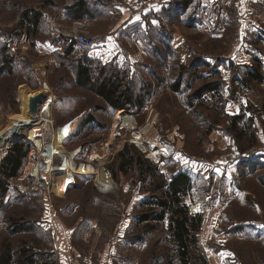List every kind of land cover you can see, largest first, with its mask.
Instances as JSON below:
<instances>
[{
	"label": "rangeland",
	"instance_id": "374dc122",
	"mask_svg": "<svg viewBox=\"0 0 264 264\" xmlns=\"http://www.w3.org/2000/svg\"><path fill=\"white\" fill-rule=\"evenodd\" d=\"M75 1L0 0V165L13 143L30 144L17 175L0 177V256L9 254L13 260L14 252L26 246L46 255L43 260L50 264H180L168 220L138 222L139 215L150 209L142 202L153 195L155 185L148 162L157 168L156 183L167 185L177 173H188L192 186L184 201L189 213L206 210L211 215V209H218L220 230L229 223L225 214L232 218L230 223L256 217L251 203L227 202L241 187L258 191L256 201L264 209V190L256 184L264 169H257L253 158L240 162L248 158L244 154L249 150L258 153L264 137V0L215 2L211 14L222 16L216 32L208 27L207 12L201 29L192 26L198 25L195 12L188 14V20L195 19L186 24L173 16L168 30L171 44L176 37L174 46L161 43L153 32L157 44L116 45L109 62L90 59L91 50L84 54L71 50L63 40L65 31H51L50 15ZM39 10L43 15L36 28L24 22L25 13ZM94 13L97 17L89 28L87 22H79L70 31L93 37L107 31L114 17ZM51 32L58 39L59 53L43 40ZM40 48L47 49L45 54ZM94 48H101L100 41ZM80 57L92 61L94 80L112 71L125 75L123 85L127 81L141 103L118 109L90 85L80 86L76 61ZM253 71L261 74V82L247 76ZM177 80L180 84L174 90L171 86ZM45 83L49 91L43 92ZM209 85H218L219 93H202ZM34 94L43 98L30 116L29 99ZM241 112L238 129L246 128L253 117L255 144H250L249 130L239 140L228 128L230 116ZM118 113L132 116V124L114 127ZM146 125L149 129L139 143L134 135ZM59 131L65 137L55 138V144L65 149L66 158L55 157L50 169L38 168L32 175L29 164L41 162L35 140L44 146L54 142ZM152 141L160 145L155 148ZM125 146L129 150L119 155ZM131 156L145 159L133 160L125 172L119 170ZM195 198L202 199L197 210ZM196 233L197 248L191 254L194 264H200L197 258L205 250L200 232ZM250 249L261 251L258 255L264 258L256 245Z\"/></svg>",
	"mask_w": 264,
	"mask_h": 264
},
{
	"label": "crops",
	"instance_id": "0c3cea01",
	"mask_svg": "<svg viewBox=\"0 0 264 264\" xmlns=\"http://www.w3.org/2000/svg\"><path fill=\"white\" fill-rule=\"evenodd\" d=\"M146 1L147 0H84L88 9H93L97 12V14L100 13V15L104 16V18L106 17V19L109 16L112 19L114 17L113 22L111 23V26L107 28V31L99 35L91 34L94 35L98 41H100L101 48H92L89 53V57L98 61L109 62L113 57H115L113 55L110 57L109 53L110 50H114V46L116 45L126 43L131 44V41H133L132 43L144 44L145 46L149 43L151 45L154 43L157 44L158 41L154 40L153 32L158 35L161 43H166V45L171 44L169 42L171 33L168 30V23L170 22V19L173 18V16L186 24L188 21L195 19V17H193L192 19L188 20V14L190 12H195L194 16H197L199 19L197 21L198 25H194L196 23L193 21L194 24L192 26L195 28L200 27L201 29L202 25L207 24L204 20H202L203 16L207 12L209 14L208 27L213 26V28H215V32L218 27V22H222V16L218 18L217 15L214 17L211 14L213 11L212 6L215 5L214 3L219 0H189L187 5H181L175 2H169L161 5H146ZM220 1H225L223 4L225 5L227 3L226 1L228 0ZM76 2L77 0L73 3V5ZM70 7L71 6L62 8L58 11V14L50 15L52 20V32H54V30H61V32L65 31V35H68L69 32L72 33L70 30L74 29V27L79 22H87L88 28L90 27V20L93 21V19H90L88 16H86L81 20H75ZM250 25L252 26L253 24ZM215 35L217 36L216 33H213L212 37ZM178 36L179 34L177 37ZM175 38H173L171 46L175 45ZM63 40L67 41L66 38ZM45 45L46 47L51 46L52 52H60V47L58 45L56 46L55 44H51L49 42H46ZM40 50L42 53L47 51V49L42 51L41 48ZM117 62L122 63L120 58H117ZM63 134L65 135L64 132ZM55 138L58 137L54 135V142L52 143L59 147V145L55 144ZM260 139L262 142L260 141L261 145L259 146L258 153H256V156L253 155L250 158H253L255 162H258L253 163L257 169H264V137H261ZM249 165L246 167H251ZM261 180L262 181L258 180L256 184L259 186V189L264 190V175H262ZM229 185L232 187L234 186L232 184ZM236 192L237 193H235V196L237 197H228L226 199L227 202L230 203L231 201L236 200L242 205H248L251 203L252 208L256 211V217L247 220H241L240 222L230 223L232 218L229 217L228 214H225L224 217L229 219V223L227 226H225V230H220L221 225L218 224L217 215L218 209H211L210 211L213 212L211 215H208L207 213L205 214L206 210H200L198 214L201 215L202 221L200 229L198 230L200 232L198 235L201 237V242L204 243L203 248L205 250L204 255L207 260V264H264V258H261L258 255L261 251L257 253L250 249L252 246L256 245L262 250V252H264V209L256 201V199L260 197L258 196L259 192H252L246 187H241V191L237 189ZM252 195L254 196L255 200L253 199ZM197 199L198 198H195V200ZM196 202L197 203L195 204L199 203V207L201 208L202 199L200 200L199 198V200ZM223 202H225V200ZM190 214L194 215L192 212ZM208 239H210V244L205 243ZM232 239L234 243H230ZM58 244L59 243L57 240V246ZM251 254H253V256ZM60 264L70 263H62L61 261Z\"/></svg>",
	"mask_w": 264,
	"mask_h": 264
},
{
	"label": "trees",
	"instance_id": "16d2710c",
	"mask_svg": "<svg viewBox=\"0 0 264 264\" xmlns=\"http://www.w3.org/2000/svg\"><path fill=\"white\" fill-rule=\"evenodd\" d=\"M173 2L179 3L181 5H187L189 0H176ZM70 10L71 12H73V18H75V20H81L86 16H88V18L90 19L97 17L93 9H88L84 0H77V2L70 7ZM30 13L32 14H24V22L33 23V27L36 28L38 26V22L40 21L39 19H41L43 13L40 10ZM99 15L100 13L98 14V16ZM43 40L44 42L49 41L51 44H56L57 42V39L53 33L50 34L47 38H44ZM73 44L74 42L71 41L67 45H70L69 48H72L74 50ZM69 52L70 50H67V53ZM76 61L77 82L80 86L90 85L98 96L103 98L106 102L110 103L111 105L117 107L118 109L126 108L130 105V103H141V101L137 100V97L134 96L129 90V86L126 85L127 81L126 84L123 85L125 75L123 76L118 71H112L108 76L100 77L94 80L89 65L92 61L86 58L84 59L83 57H80ZM182 68L183 65L181 64V69ZM247 76L250 79L257 80L258 82L262 81V76L257 71L248 72ZM179 84L180 80H177V82L171 87L174 88V90H177ZM218 85L215 87L211 85L205 86L202 89V93L206 91H215V93H219ZM199 94L200 92L198 91L196 95L198 96ZM242 116H244L242 112L240 114L231 115L228 128L229 130L236 131L235 136L239 140H241L247 133V130H249V137L251 140L250 144H255L257 136L256 131L252 129V126L254 125V119L253 117H250L247 121V127L238 129V124L243 118ZM29 145L25 143L15 142L8 148V150L5 151V156L3 157L0 165V177L10 178L17 175V172L22 164L23 158L27 155L29 151ZM127 150H129V148H126L125 146L123 150L119 153V155L124 154ZM250 157L241 158L240 162L247 161L250 159ZM144 159L145 158H142L141 156H137L136 159L133 156L125 158V160L121 162L119 170H123L125 172L127 169L126 166L133 164V160L139 162ZM148 167L152 168V171L149 175L155 185H153L152 188L153 195L142 202V205L147 206L150 209L149 211H144L139 215L138 222L150 223L151 221H154L155 223H160L167 219L170 241L176 248V253L180 261L179 263L194 264V262L192 261V257L194 256H192L191 250L197 248L196 232L200 229L201 215L190 214L189 208L184 201V197L188 194V191L192 186L190 176L188 173L179 172L173 177H171V180L167 183V185L166 182H162L161 180L160 182L156 183L155 180L157 178V168L149 162ZM149 170L151 169L149 168ZM55 172H61V170ZM166 186L167 189L165 191ZM158 193L160 195H158ZM137 238H139V236H136V239ZM14 253L15 255L13 260H11L10 257L12 256L9 254H6L5 256L1 255L0 264H50L49 262H47V260H43V257H47L46 255L42 256L40 252H34L30 247L22 246V248H19ZM197 260H201L200 264H207V260L204 255L199 254ZM195 264L199 263L196 262Z\"/></svg>",
	"mask_w": 264,
	"mask_h": 264
},
{
	"label": "bare ground",
	"instance_id": "6f19581e",
	"mask_svg": "<svg viewBox=\"0 0 264 264\" xmlns=\"http://www.w3.org/2000/svg\"><path fill=\"white\" fill-rule=\"evenodd\" d=\"M43 74H44V72H43ZM41 90L43 92L49 91V87L45 84L41 88ZM37 95H39V94H34L33 96H37ZM28 111L30 113V116H34L36 114V112L35 113L34 112H31V110L29 109V105H28ZM29 121H30V118L28 119V122ZM132 122H133L132 116H128V115H124L122 113H118V115L114 118V123H115L114 124V127H117L119 125H121V126L127 125L128 126V125L132 124ZM148 129H149V125H146L145 127H142L141 130H140V132L135 133L134 138L137 139V141L139 143H142V134L143 133H146L148 131ZM55 136H57V137H65V135L61 131L56 132L55 133ZM135 142L136 141L134 140V143ZM152 143L154 144L155 148L160 145V142H158V141H152ZM33 145L35 146V148H37V149H35V152L37 153L38 157L41 158V162L40 163H30L29 164V166H28L29 167V171L32 172V175L38 174L39 169H41V170L50 169V167L54 163V158L55 157H58L59 159L60 158H64L65 159L66 156H67V153H66V151L63 148L58 147V146H55L54 143H52V142L46 143L43 146L42 143H41V141H40V139H36ZM152 157L153 158L156 157V154H155V150L154 149L152 151ZM156 160H158V159H156ZM198 208H199V205H196L193 208V210H197Z\"/></svg>",
	"mask_w": 264,
	"mask_h": 264
},
{
	"label": "built area",
	"instance_id": "2783aa9c",
	"mask_svg": "<svg viewBox=\"0 0 264 264\" xmlns=\"http://www.w3.org/2000/svg\"><path fill=\"white\" fill-rule=\"evenodd\" d=\"M176 0H147L146 5H161L169 2H173ZM67 42L73 41L74 51L79 54L87 53L89 50L95 47L96 41L98 40L96 37L89 36L82 32H74L72 34L66 35ZM256 154V149L249 150L244 154L245 157H250ZM107 264V263H103Z\"/></svg>",
	"mask_w": 264,
	"mask_h": 264
},
{
	"label": "water",
	"instance_id": "95a60500",
	"mask_svg": "<svg viewBox=\"0 0 264 264\" xmlns=\"http://www.w3.org/2000/svg\"><path fill=\"white\" fill-rule=\"evenodd\" d=\"M69 34H72L71 32H69ZM43 98V94H39L37 96H33L29 99V109L31 110V112H37L38 111V104L40 103V101Z\"/></svg>",
	"mask_w": 264,
	"mask_h": 264
},
{
	"label": "snow or ice",
	"instance_id": "6c2138e0",
	"mask_svg": "<svg viewBox=\"0 0 264 264\" xmlns=\"http://www.w3.org/2000/svg\"><path fill=\"white\" fill-rule=\"evenodd\" d=\"M154 23H155V21H154ZM109 39H111V38H109ZM67 127H68V126H65V131L67 130Z\"/></svg>",
	"mask_w": 264,
	"mask_h": 264
}]
</instances>
